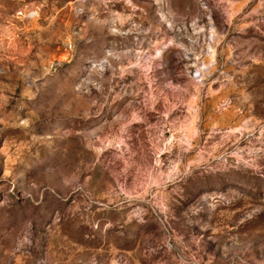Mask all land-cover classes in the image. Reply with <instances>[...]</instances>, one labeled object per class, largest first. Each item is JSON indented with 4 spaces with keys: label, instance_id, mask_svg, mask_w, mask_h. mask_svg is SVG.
I'll return each mask as SVG.
<instances>
[{
    "label": "rangeland",
    "instance_id": "obj_1",
    "mask_svg": "<svg viewBox=\"0 0 264 264\" xmlns=\"http://www.w3.org/2000/svg\"><path fill=\"white\" fill-rule=\"evenodd\" d=\"M0 264H264V0H0Z\"/></svg>",
    "mask_w": 264,
    "mask_h": 264
}]
</instances>
